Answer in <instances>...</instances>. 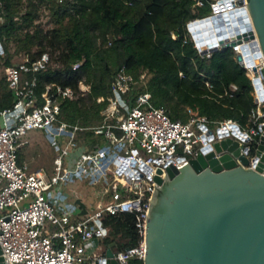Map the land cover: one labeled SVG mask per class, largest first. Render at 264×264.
Here are the masks:
<instances>
[{
  "label": "built area",
  "instance_id": "1",
  "mask_svg": "<svg viewBox=\"0 0 264 264\" xmlns=\"http://www.w3.org/2000/svg\"><path fill=\"white\" fill-rule=\"evenodd\" d=\"M194 4L202 5V0H194ZM5 9L0 0V20ZM185 28L201 56L211 53L201 50L212 44L221 49L219 39L240 37L229 48L235 60L236 54L241 55V66L250 80L251 125L241 127L228 118L211 128L205 116L194 115L189 108L186 121L171 119L163 107L150 102L146 90L139 91L128 106L123 95L135 80L123 66L110 81L111 94L102 120L91 125L70 123L60 116V100L86 93L88 85L83 79L76 90L49 82L37 93L34 73L54 64L48 50L34 58L21 55L4 67L14 95L13 104L0 111V249L4 264H94L96 259L105 264L104 239L109 227L103 216L122 212L134 213L138 239L121 248L115 244L112 257L117 264H139L131 263V258L143 263L146 217L158 168L162 177L166 167L188 162L208 143L225 137L237 139L243 144L241 151L255 158V145L253 150L250 145L264 133V57L246 1L209 0V12L187 20ZM248 30L251 33L243 38ZM171 36H176L173 31ZM230 87L235 89L234 84ZM37 128L55 152L50 171L31 169L17 160V148L29 141L27 132ZM85 129L102 135V143L81 144L79 132ZM74 179L102 186L108 193L106 199L87 207L81 194L68 188ZM75 197L84 202L85 212L80 213ZM101 245L104 248L99 251Z\"/></svg>",
  "mask_w": 264,
  "mask_h": 264
},
{
  "label": "trees",
  "instance_id": "2",
  "mask_svg": "<svg viewBox=\"0 0 264 264\" xmlns=\"http://www.w3.org/2000/svg\"><path fill=\"white\" fill-rule=\"evenodd\" d=\"M3 1L6 9L0 20V59L4 66L15 55L34 58L48 50L54 64L34 73L37 93L49 82L75 90L80 79L88 85L86 93L60 100V116L67 122H100L111 94L110 81L123 66L135 80L132 89L123 95L128 106L139 91L146 90L150 102L163 107L171 119L186 121L189 108L211 124L228 118L241 127L252 124L250 80L231 48L201 56L187 35V20L206 15L209 0H202V5H195L194 0ZM43 8L52 23L47 28L37 22ZM13 102L14 95L2 75L0 111ZM79 134L81 144L103 141L102 135L91 129ZM254 145L252 141L251 150ZM17 160L23 161L20 147ZM103 222L109 227L105 244L115 241L121 248L136 243L134 213L105 214ZM130 262L143 264L136 258Z\"/></svg>",
  "mask_w": 264,
  "mask_h": 264
},
{
  "label": "water",
  "instance_id": "3",
  "mask_svg": "<svg viewBox=\"0 0 264 264\" xmlns=\"http://www.w3.org/2000/svg\"><path fill=\"white\" fill-rule=\"evenodd\" d=\"M245 1L264 57V0ZM247 33L251 31L243 32V38ZM240 40L224 37L219 43L226 48ZM217 49L212 44L201 53ZM236 61L242 64L241 55L236 54ZM261 71L264 75V66ZM242 147L225 137L208 143L188 162L166 167L162 177L157 169L143 264H264V133L255 143V158ZM74 202L85 212L79 197ZM115 244L105 246V264H117ZM99 263L96 259L94 264Z\"/></svg>",
  "mask_w": 264,
  "mask_h": 264
},
{
  "label": "rangeland",
  "instance_id": "4",
  "mask_svg": "<svg viewBox=\"0 0 264 264\" xmlns=\"http://www.w3.org/2000/svg\"><path fill=\"white\" fill-rule=\"evenodd\" d=\"M37 22H39L43 28L52 25L47 16V12L43 10L40 12ZM9 47V50L12 51V45ZM20 58L21 56L15 55L12 57V62H16ZM4 67L3 60L0 59V77L4 75ZM208 125L211 128L215 127V123H208ZM26 136L29 141L20 147L23 161H25L31 169L42 167L43 169L50 171L51 160L55 152L46 140L43 131L38 128L31 129L27 132ZM68 188L76 189L78 193L81 194L87 207L94 206L98 200H104L108 195L107 192L102 191V186L89 184L85 179H74L72 182L68 183ZM109 189H111V187H109ZM67 199L70 200L68 197Z\"/></svg>",
  "mask_w": 264,
  "mask_h": 264
},
{
  "label": "crops",
  "instance_id": "5",
  "mask_svg": "<svg viewBox=\"0 0 264 264\" xmlns=\"http://www.w3.org/2000/svg\"><path fill=\"white\" fill-rule=\"evenodd\" d=\"M24 162H25V161H24ZM70 189H72V188H70ZM73 190L76 192V194L78 193V191H77L76 189L73 188ZM77 195H80V193H78ZM81 197H82V196H81ZM102 248H104L103 245H101V246L98 248L99 251H101Z\"/></svg>",
  "mask_w": 264,
  "mask_h": 264
}]
</instances>
